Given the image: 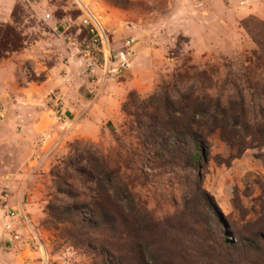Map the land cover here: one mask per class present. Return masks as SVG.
<instances>
[{"label": "rangeland", "instance_id": "obj_1", "mask_svg": "<svg viewBox=\"0 0 264 264\" xmlns=\"http://www.w3.org/2000/svg\"><path fill=\"white\" fill-rule=\"evenodd\" d=\"M88 15L102 40L91 60ZM263 88L264 0H0V264L110 261L106 227L71 208L98 193L105 203L107 181L89 177L99 169L130 191L132 236L166 256L159 264H171L195 212L184 199L195 173L231 239L264 232ZM165 94L207 110L193 118L204 140L196 172L152 157L131 122Z\"/></svg>", "mask_w": 264, "mask_h": 264}, {"label": "trees", "instance_id": "obj_2", "mask_svg": "<svg viewBox=\"0 0 264 264\" xmlns=\"http://www.w3.org/2000/svg\"><path fill=\"white\" fill-rule=\"evenodd\" d=\"M246 83L252 91H258L247 77ZM156 98L158 99L151 96L148 100H157ZM179 98L187 106L179 105L180 100L171 99L165 94L163 103L158 100L163 108L157 103L150 106L149 110H144L143 107L146 119H141L139 113L134 111L131 122L136 124L139 137L151 146L152 157L174 164L180 161L196 172L203 156L204 140L200 130L193 125V118L207 110L196 109L202 105L197 103L196 97L195 102L194 99L188 101V96L180 95ZM189 102L193 103L191 114L186 109L190 107ZM88 162L93 160L87 158L86 163ZM80 167L79 171L82 172L84 167ZM99 170H95L89 177L98 181L100 186L102 181H107L105 203L97 198L98 193L91 203H81L71 208L79 222L86 220L93 227L104 225L109 232L106 245H102L99 250L102 254H108L111 262L104 259L103 264H159L166 256L155 252L151 243L132 236L133 223L136 225L138 220V209L130 191L113 169L104 170L101 177L97 172ZM195 177V185L184 198L195 207V212L190 211L184 218L180 228L182 230L176 234L180 248L177 252L170 253L167 256L169 260L165 261L171 264H264V232L260 231L252 237L238 235L235 240L231 239V231L218 214L213 198L201 189L196 173ZM109 189H112L111 193ZM123 200L126 206L120 202ZM83 210L89 211V216L82 215ZM118 230H122L123 234L119 233V236Z\"/></svg>", "mask_w": 264, "mask_h": 264}, {"label": "built area", "instance_id": "obj_3", "mask_svg": "<svg viewBox=\"0 0 264 264\" xmlns=\"http://www.w3.org/2000/svg\"><path fill=\"white\" fill-rule=\"evenodd\" d=\"M50 14L47 13L46 17H49ZM83 24L87 26V32L89 34V39L83 41L82 52L87 60H91L96 51L98 50L99 43L102 42L100 33L98 31V21L93 15H88L83 19ZM129 46V41H126V47ZM118 57L119 64H121L125 59V52L120 51L116 55ZM11 215L14 216V212L11 211Z\"/></svg>", "mask_w": 264, "mask_h": 264}, {"label": "crops", "instance_id": "obj_4", "mask_svg": "<svg viewBox=\"0 0 264 264\" xmlns=\"http://www.w3.org/2000/svg\"><path fill=\"white\" fill-rule=\"evenodd\" d=\"M46 120V118H45V115L43 114L41 117H40V120L38 121V122H40V121H45Z\"/></svg>", "mask_w": 264, "mask_h": 264}]
</instances>
